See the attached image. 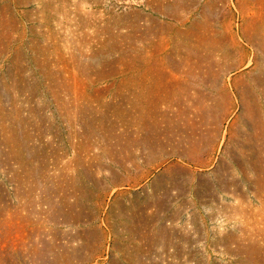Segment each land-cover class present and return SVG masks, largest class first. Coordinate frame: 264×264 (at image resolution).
I'll return each mask as SVG.
<instances>
[{
  "label": "rangeland",
  "instance_id": "1",
  "mask_svg": "<svg viewBox=\"0 0 264 264\" xmlns=\"http://www.w3.org/2000/svg\"><path fill=\"white\" fill-rule=\"evenodd\" d=\"M0 264H264V0H0Z\"/></svg>",
  "mask_w": 264,
  "mask_h": 264
}]
</instances>
